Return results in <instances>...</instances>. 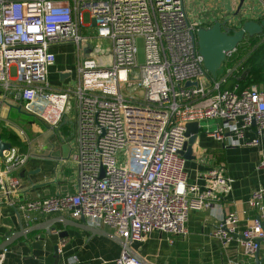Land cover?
Returning <instances> with one entry per match:
<instances>
[{"label":"built area","instance_id":"1","mask_svg":"<svg viewBox=\"0 0 264 264\" xmlns=\"http://www.w3.org/2000/svg\"><path fill=\"white\" fill-rule=\"evenodd\" d=\"M86 11L97 36L111 41L109 66L83 58ZM202 26L189 19L185 0H0V105L12 97L22 110L58 127L73 98L70 132L78 165L74 193L15 202L11 196L20 181L12 173L24 167L28 154L12 143L0 156V195L28 219L33 211L69 214L128 244L144 241L152 231L185 236L190 210L211 207L234 182L218 166L206 174L204 189L188 183L180 153L189 139L187 124L218 120L208 134L235 146H259L264 131V84L223 89L234 67L216 79L209 74L197 44ZM139 36L146 46L143 65L136 58ZM66 43H74L80 54L78 80L56 90L49 80L57 58L53 47ZM97 52L104 56L101 47ZM13 64L17 78L10 77ZM252 126L257 137L249 140ZM17 132L26 141L25 131ZM248 202L264 208V185ZM238 222L235 212L228 213L215 235L227 243L241 233L242 246L253 256L257 240L264 239L262 218L241 232ZM116 263L144 264L124 248Z\"/></svg>","mask_w":264,"mask_h":264},{"label":"crops","instance_id":"2","mask_svg":"<svg viewBox=\"0 0 264 264\" xmlns=\"http://www.w3.org/2000/svg\"><path fill=\"white\" fill-rule=\"evenodd\" d=\"M240 3V0H185V9L190 20H199L206 27L215 20L227 18H232L230 25L238 27L246 20L261 21L264 18L263 0H244L239 9ZM72 44L53 47L57 58L49 68V80L56 90L76 84L62 59ZM242 50L240 52L246 58L249 54L247 45ZM10 99L12 97L7 100ZM11 108L12 105L6 102L0 105V135L12 133L8 121ZM72 123L65 115L58 127L46 125L43 129L37 126L40 133L32 141L27 134L24 141L18 132L15 133L20 141L15 145L28 154V159L24 167L12 173L19 178L20 190L11 199L22 202L25 198L33 200L76 191L78 165L72 157L75 152V141L70 132ZM218 123V120L200 122L195 144L183 154L187 181L204 189L206 174L215 167L224 166L226 174L234 180L232 191L211 207L190 210L185 236L152 231L144 241L132 243L138 259L144 264H226L229 261L257 264L256 251L253 256L246 252L239 240L241 233L238 238L224 243L215 232L230 212L238 216L240 232L251 226L257 217L262 218L264 226V208H254L248 202L253 190L264 185V166H260L264 160V131L259 146H235L229 140H218L208 134ZM256 129V126L249 128L246 138H256ZM5 138L2 137L10 142ZM86 228V223L69 214L33 211L28 219L0 195V244L14 233L19 235L7 246L0 264H117L116 259L123 249L120 243L97 233L99 230L91 233ZM62 231H68V236L60 237ZM57 246L58 250H55ZM73 256L76 260H72ZM259 259L264 264V239L260 244Z\"/></svg>","mask_w":264,"mask_h":264},{"label":"water","instance_id":"3","mask_svg":"<svg viewBox=\"0 0 264 264\" xmlns=\"http://www.w3.org/2000/svg\"><path fill=\"white\" fill-rule=\"evenodd\" d=\"M240 1L241 3L239 9L241 8L244 0ZM231 21L232 18H227L224 20H215L212 25L207 27L202 26L197 31V44L199 47V52L204 58V66L209 72V74L215 79L217 78L218 71L222 67L223 62L226 60L228 54L236 50L238 45L244 40L246 36L261 35L264 32V18L261 21H257L254 19L246 20L242 23V26L238 27L237 29H232L229 26V23ZM61 77L62 79H64V75H62ZM191 84V82H187L186 86ZM194 84L197 83L195 82ZM18 108L19 110H21V107ZM199 128V122H191L187 124L186 135L189 137V139L180 152L182 155L185 154V152L191 147H193V145L195 144L196 138L200 130ZM11 146L12 143L4 141L2 139V136L0 135V156L3 155L4 150L10 149ZM81 220L83 223H86L88 225V228H86V230L90 231L91 233H94L95 230H99L97 231V233L114 239L132 255L136 257L138 256L137 253L133 250L131 244L126 243L122 238L118 237L114 233H111L110 231L102 229L101 227L88 224L83 218ZM69 224L74 225L72 223ZM52 229H55V227H53ZM68 234V231H62L60 232V237L68 236ZM18 236V234L14 233L4 243L0 244V250L6 249L7 246H9ZM262 240L263 239L257 240L258 248L255 253L257 264H261V260L259 259V249ZM55 250H58V246L55 247Z\"/></svg>","mask_w":264,"mask_h":264},{"label":"rangeland","instance_id":"4","mask_svg":"<svg viewBox=\"0 0 264 264\" xmlns=\"http://www.w3.org/2000/svg\"><path fill=\"white\" fill-rule=\"evenodd\" d=\"M83 22L84 26L82 27V35L84 37V53L83 58L94 60L95 63H97V66H109L111 65V41L109 39L105 38H99L97 33V27L93 23V20L91 18V15L88 11H86L83 15ZM242 26V23L240 24ZM238 26H235V29H237ZM137 43V62L138 65H143L146 62V46H145V39L142 36L137 37L136 40ZM101 47L102 51L104 52V56L101 57V53L97 52V48ZM63 61L65 62V65L68 66V68L71 70V77L74 79L75 83L78 80V69L77 64L80 59V54L77 49V46L75 44L71 45V49L68 51L67 56H63ZM17 65L13 64L10 67V77L11 78H17ZM223 70L222 67L218 71V77H221ZM227 86L230 85V80L228 83H226ZM124 93L128 94H135L136 92L131 89L124 90ZM6 104L12 105L11 111L8 115L9 119V130L12 133H16L18 129L25 130L27 136L32 141L35 136H37L40 131L37 130L38 127H42L43 129H46V124L42 122L37 117L30 115L24 110H19V103L15 100L12 101V99L7 100ZM66 116L70 119V121H74L76 117V109H75V100L72 98L67 106L66 109ZM68 138L70 136H67Z\"/></svg>","mask_w":264,"mask_h":264},{"label":"trees","instance_id":"5","mask_svg":"<svg viewBox=\"0 0 264 264\" xmlns=\"http://www.w3.org/2000/svg\"><path fill=\"white\" fill-rule=\"evenodd\" d=\"M246 45L249 49V54L244 58L245 54H241V52ZM240 59H243V61L240 62ZM226 67H234V70L226 82L228 83L230 80V85L223 84V89L232 88L235 84H239L242 89L252 84H264V40L262 39V35L246 36L238 45L233 55L223 62L222 73L225 72ZM1 135L14 145L20 143L19 137L16 134L10 133L4 135L1 133Z\"/></svg>","mask_w":264,"mask_h":264}]
</instances>
